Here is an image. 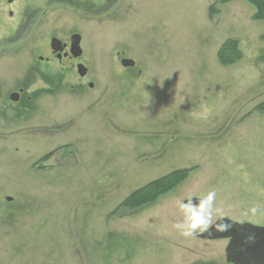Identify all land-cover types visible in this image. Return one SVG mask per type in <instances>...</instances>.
I'll list each match as a JSON object with an SVG mask.
<instances>
[{"label": "rangeland", "instance_id": "374dc122", "mask_svg": "<svg viewBox=\"0 0 264 264\" xmlns=\"http://www.w3.org/2000/svg\"><path fill=\"white\" fill-rule=\"evenodd\" d=\"M216 1L0 4V264H228V239L199 234L264 225V21L242 0L211 19ZM75 33L83 55L59 61L51 39ZM227 39L243 57L221 66ZM177 169L174 190L117 209Z\"/></svg>", "mask_w": 264, "mask_h": 264}, {"label": "water", "instance_id": "95a60500", "mask_svg": "<svg viewBox=\"0 0 264 264\" xmlns=\"http://www.w3.org/2000/svg\"><path fill=\"white\" fill-rule=\"evenodd\" d=\"M82 37L80 34L75 33L71 36L70 47L67 50L68 43L63 42L57 37L51 39V48L53 54L59 60L63 57L80 58L83 55L81 47ZM41 60L44 57H40ZM124 67H134L135 61L132 59L124 58L122 60ZM78 73L84 77L88 73V68L82 63L78 64ZM92 87L93 84L90 83ZM11 99L17 101L19 93L15 92L11 95ZM11 201L12 198L8 197ZM203 199L189 198L185 201L187 205H202ZM229 225L226 231H220L217 225ZM204 239H230L226 248L227 262L230 264H264V225L258 226L250 222H237L229 218H220L210 228L199 234Z\"/></svg>", "mask_w": 264, "mask_h": 264}, {"label": "trees", "instance_id": "16d2710c", "mask_svg": "<svg viewBox=\"0 0 264 264\" xmlns=\"http://www.w3.org/2000/svg\"><path fill=\"white\" fill-rule=\"evenodd\" d=\"M234 0H217L209 9V17L212 19L219 13L217 5L226 4ZM255 7L253 15L254 20L264 21V0H243ZM264 39V33L262 34ZM218 60L223 66H228L239 62L243 53L239 47L237 39H227L218 50ZM257 110L264 112V102L260 104ZM189 169H177L163 177L155 179L148 184L132 192L120 205L119 208L138 209L143 208L150 203L155 202L160 196L168 193L181 183L189 174ZM117 212V210H115Z\"/></svg>", "mask_w": 264, "mask_h": 264}, {"label": "flooded vegetation", "instance_id": "af4514ba", "mask_svg": "<svg viewBox=\"0 0 264 264\" xmlns=\"http://www.w3.org/2000/svg\"><path fill=\"white\" fill-rule=\"evenodd\" d=\"M16 0H0V4H12V3H14ZM9 15L10 16H13V12L12 11H10L9 12ZM69 47H70V45H68V47H67V50H69ZM55 55V54H54ZM56 56V55H55ZM56 58H57V56H56ZM67 58H70V57H63L62 58V60H59V61H61V62H63L64 61V59H67ZM82 78H84V77H82ZM3 84L0 86V98L1 99H3V101H9V93H8V91H6L5 90V92H4V88H3ZM21 91H22V89L20 88V92H19V94L21 93ZM13 93H15V92H13ZM13 93H11L10 94V98H11V95L13 94ZM18 93V92H17ZM20 100V96H19V99H18V101ZM8 104L7 103H3V109L7 106ZM229 242H230V239H228V244H229ZM227 248V247H226ZM226 260H227V258H226ZM228 264H230V263H228Z\"/></svg>", "mask_w": 264, "mask_h": 264}, {"label": "clouds", "instance_id": "9594fccd", "mask_svg": "<svg viewBox=\"0 0 264 264\" xmlns=\"http://www.w3.org/2000/svg\"><path fill=\"white\" fill-rule=\"evenodd\" d=\"M200 223H204V221H202L200 218H197L194 223H193V227H195L197 224ZM229 225L224 224V225H217L218 230L220 231H226L228 229Z\"/></svg>", "mask_w": 264, "mask_h": 264}, {"label": "crops", "instance_id": "0c3cea01", "mask_svg": "<svg viewBox=\"0 0 264 264\" xmlns=\"http://www.w3.org/2000/svg\"><path fill=\"white\" fill-rule=\"evenodd\" d=\"M234 1H235V0H234ZM242 1H243V0H242ZM231 2H233V1H231ZM229 3H230V2H229ZM226 4H227V3H226ZM218 9H219V8H218ZM253 15H254V14H253ZM253 15H252V18H253ZM220 47H221V46H220ZM217 54H218V52H217ZM217 58H218V56H217ZM218 61H219V60H218ZM219 63H220V62H219ZM220 65L223 66L221 63H220ZM215 66L218 67L219 64H216ZM216 67H215V68H216Z\"/></svg>", "mask_w": 264, "mask_h": 264}]
</instances>
